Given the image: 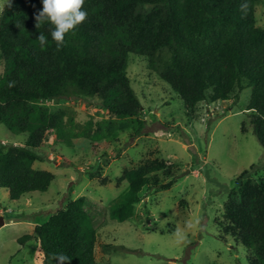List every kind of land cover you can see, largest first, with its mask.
<instances>
[{"label": "trees", "instance_id": "trees-1", "mask_svg": "<svg viewBox=\"0 0 264 264\" xmlns=\"http://www.w3.org/2000/svg\"><path fill=\"white\" fill-rule=\"evenodd\" d=\"M244 3L247 9L242 11ZM261 3L264 0H85V21L66 34L57 50L52 26L45 22L35 27L34 14L42 9V0H9L0 19V122L16 135L25 134L26 143L0 138V187L19 200L24 193L46 191L56 178L52 171L34 167L42 158L38 148L49 131L62 136L76 121L67 109H53L42 101L99 97L117 117L143 112L128 74L131 53L147 57L150 68L180 93L188 109L251 88L248 109L256 113L255 132L264 145V27L256 17ZM40 33L46 38L44 46L37 39ZM101 124L93 136H108L116 126L112 119ZM170 168L159 159L125 167L118 182L127 180L129 189L111 203V215L132 217L152 175ZM251 169L242 172L230 192L226 222L220 223L248 249L250 264H264V180H243ZM172 184L167 180L162 188ZM86 200H71L36 224L33 234L20 238L38 237L42 264H57L59 254L68 256L71 264H99L96 226Z\"/></svg>", "mask_w": 264, "mask_h": 264}, {"label": "rangeland", "instance_id": "rangeland-1", "mask_svg": "<svg viewBox=\"0 0 264 264\" xmlns=\"http://www.w3.org/2000/svg\"><path fill=\"white\" fill-rule=\"evenodd\" d=\"M8 1L0 0V19ZM256 17L264 27V3ZM3 71L0 61V77ZM128 74L144 106L136 117H117L99 97L42 101L67 109L76 127L62 136L49 131L38 148L42 158L34 167L56 175L46 191L13 200L0 187L6 220L0 226V264H42L38 237L20 238L80 196L94 218L99 264H250L248 249L220 222H226L225 204L244 170L254 167L243 180H264V145L255 132L256 113L248 109L251 88L188 109L147 57L131 53ZM105 119L115 120L113 132L93 136ZM0 138L26 143L25 134L12 133L2 122ZM148 159L165 160L170 171L152 175L132 217L115 219L110 205L129 189V182L118 178L125 167ZM167 180L173 184L162 188Z\"/></svg>", "mask_w": 264, "mask_h": 264}, {"label": "clouds", "instance_id": "clouds-1", "mask_svg": "<svg viewBox=\"0 0 264 264\" xmlns=\"http://www.w3.org/2000/svg\"><path fill=\"white\" fill-rule=\"evenodd\" d=\"M84 3L85 0H42V9L34 14L35 27L39 29L43 23H49L52 26L51 37L55 41L57 50H60L65 44L66 34L74 33L76 26L85 21L87 12L82 10ZM240 7L242 11H245L247 4H241ZM37 39L41 46L46 44L43 33H40ZM56 260L57 264H61V262L71 264V259L64 254H59Z\"/></svg>", "mask_w": 264, "mask_h": 264}, {"label": "water", "instance_id": "water-1", "mask_svg": "<svg viewBox=\"0 0 264 264\" xmlns=\"http://www.w3.org/2000/svg\"><path fill=\"white\" fill-rule=\"evenodd\" d=\"M6 223L4 215H0V226H3Z\"/></svg>", "mask_w": 264, "mask_h": 264}, {"label": "crops", "instance_id": "crops-1", "mask_svg": "<svg viewBox=\"0 0 264 264\" xmlns=\"http://www.w3.org/2000/svg\"><path fill=\"white\" fill-rule=\"evenodd\" d=\"M6 189H8V188H6ZM8 191H9V189H8Z\"/></svg>", "mask_w": 264, "mask_h": 264}]
</instances>
